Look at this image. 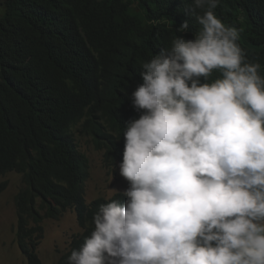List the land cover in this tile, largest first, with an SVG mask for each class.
<instances>
[{"label": "clouds", "instance_id": "obj_1", "mask_svg": "<svg viewBox=\"0 0 264 264\" xmlns=\"http://www.w3.org/2000/svg\"><path fill=\"white\" fill-rule=\"evenodd\" d=\"M218 4L193 0L194 38L142 63L119 164L128 199L100 205L67 264H264V75Z\"/></svg>", "mask_w": 264, "mask_h": 264}, {"label": "trees", "instance_id": "obj_2", "mask_svg": "<svg viewBox=\"0 0 264 264\" xmlns=\"http://www.w3.org/2000/svg\"><path fill=\"white\" fill-rule=\"evenodd\" d=\"M0 177L23 176L17 198V238L31 264L45 219L74 210L83 233L58 264H67L94 224L99 198L88 204L90 164L74 130L92 136L108 163H121L123 133L140 113L131 94L140 71L161 48L200 29L185 9L193 0H1ZM240 30L238 43L264 75V0H219L214 10ZM202 14L201 10H197ZM185 21L189 31H177ZM214 70L208 81L214 82ZM8 182L0 184V194ZM121 206L128 199L116 194ZM111 198V199H113Z\"/></svg>", "mask_w": 264, "mask_h": 264}, {"label": "rangeland", "instance_id": "obj_3", "mask_svg": "<svg viewBox=\"0 0 264 264\" xmlns=\"http://www.w3.org/2000/svg\"><path fill=\"white\" fill-rule=\"evenodd\" d=\"M4 12L5 8L0 3V16ZM74 133L80 151L87 156L90 164V176L85 183L87 203L124 194L129 182L119 173L120 163H108L105 152L97 149L92 136L79 130H74ZM5 182L8 186L0 194V264H31L21 251L17 238V198L25 188L23 176L10 172L0 177V184ZM42 226V238L36 247L40 264H58L70 251L74 239L83 233L74 210L66 211L59 219H45Z\"/></svg>", "mask_w": 264, "mask_h": 264}]
</instances>
